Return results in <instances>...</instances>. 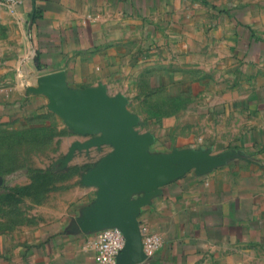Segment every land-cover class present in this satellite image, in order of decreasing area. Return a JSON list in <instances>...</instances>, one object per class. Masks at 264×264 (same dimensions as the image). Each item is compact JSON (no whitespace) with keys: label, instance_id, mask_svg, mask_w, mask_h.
Returning a JSON list of instances; mask_svg holds the SVG:
<instances>
[{"label":"crops","instance_id":"0c3cea01","mask_svg":"<svg viewBox=\"0 0 264 264\" xmlns=\"http://www.w3.org/2000/svg\"><path fill=\"white\" fill-rule=\"evenodd\" d=\"M13 7L0 4V130L38 125L47 115L68 127L46 95L29 90L38 75L64 70L70 86L103 83L109 94L126 95L138 128L155 136L152 152H236L141 192L148 195L141 230L163 242L151 255L123 253L121 264H264V0H20ZM77 175L23 215L0 216V264H97L88 244L101 229L84 218L98 186ZM28 182L21 176L7 185Z\"/></svg>","mask_w":264,"mask_h":264},{"label":"water","instance_id":"95a60500","mask_svg":"<svg viewBox=\"0 0 264 264\" xmlns=\"http://www.w3.org/2000/svg\"><path fill=\"white\" fill-rule=\"evenodd\" d=\"M29 90L46 95L48 108L72 131L91 135L83 141L75 140L70 155L76 148L113 146L83 173V182L98 186V197L87 209L85 224L97 229L118 226L125 235V245L115 264H121L123 253L135 251L141 257L145 254L138 214L148 195L141 192L149 193L191 168L204 172L236 156L232 150L212 153L191 147L152 152L150 145L155 136L138 128L140 116L128 108L126 95L109 94L103 83L70 86L64 70L38 75Z\"/></svg>","mask_w":264,"mask_h":264},{"label":"rangeland","instance_id":"374dc122","mask_svg":"<svg viewBox=\"0 0 264 264\" xmlns=\"http://www.w3.org/2000/svg\"><path fill=\"white\" fill-rule=\"evenodd\" d=\"M46 121L38 125L6 127L0 130V216L23 215L32 209L33 202L72 171L78 178L92 168L97 161L112 150L111 144H102L90 149L76 148L70 155L75 140H86L91 135L79 134L68 127H59L58 121L47 115ZM28 125V126H25ZM139 126V125H138ZM165 152V151H160ZM33 170H40L35 174ZM35 174V175H34ZM26 176L30 182L8 186L13 179ZM27 180V178H24ZM27 213V211H26Z\"/></svg>","mask_w":264,"mask_h":264},{"label":"built area","instance_id":"2783aa9c","mask_svg":"<svg viewBox=\"0 0 264 264\" xmlns=\"http://www.w3.org/2000/svg\"><path fill=\"white\" fill-rule=\"evenodd\" d=\"M19 1L0 0V4L13 9V6ZM141 232L144 252L146 255H151L162 245V236L158 232H150L146 229H142ZM125 242L123 230L118 226H109L99 230L88 246L94 249L97 264H115L116 257Z\"/></svg>","mask_w":264,"mask_h":264},{"label":"trees","instance_id":"16d2710c","mask_svg":"<svg viewBox=\"0 0 264 264\" xmlns=\"http://www.w3.org/2000/svg\"><path fill=\"white\" fill-rule=\"evenodd\" d=\"M39 171H40V170H33V172H34L35 174H38ZM73 173H76V172L72 171V172H70L68 175H71V174H73ZM35 174H34V175H35Z\"/></svg>","mask_w":264,"mask_h":264}]
</instances>
